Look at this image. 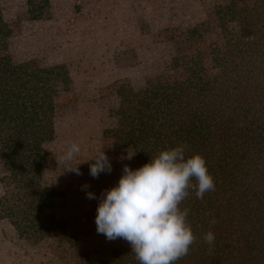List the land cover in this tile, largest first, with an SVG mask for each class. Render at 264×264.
<instances>
[{
  "label": "trees",
  "instance_id": "trees-1",
  "mask_svg": "<svg viewBox=\"0 0 264 264\" xmlns=\"http://www.w3.org/2000/svg\"><path fill=\"white\" fill-rule=\"evenodd\" d=\"M215 13L222 34L235 24L250 44L245 58L228 40L218 44L204 41L198 29L184 32L190 65L175 59L140 89L114 83L117 126L106 134L132 153L137 168L179 144L187 146L186 155L205 158L216 189L202 200L191 193L182 203L191 209L187 219L197 240L176 264H264V0L217 4ZM66 79L64 65L22 69L0 62V170L9 177L0 214L31 244L65 231L49 216L62 193L45 185L43 147L55 137V82ZM209 230L211 253L202 239ZM111 264L139 262L128 247Z\"/></svg>",
  "mask_w": 264,
  "mask_h": 264
},
{
  "label": "rangeland",
  "instance_id": "rangeland-1",
  "mask_svg": "<svg viewBox=\"0 0 264 264\" xmlns=\"http://www.w3.org/2000/svg\"><path fill=\"white\" fill-rule=\"evenodd\" d=\"M230 1L237 0H0V62L22 69L64 65L69 75L55 82V137L43 147L45 185L62 193L49 216L64 223V234L31 244L0 214V264H111L130 247L108 241L95 224L102 191L118 183L125 164L137 168L132 153L106 134L117 126L112 86L123 80L140 89L175 59L189 66L191 41L183 33L192 29L207 42L228 40L245 58L250 44L236 25L228 35L218 25L216 6ZM70 141L81 147L72 161L81 163L79 176L57 163ZM97 148H104L112 171L93 178L92 161L82 162ZM8 180L0 170V196ZM89 191L97 199H87Z\"/></svg>",
  "mask_w": 264,
  "mask_h": 264
},
{
  "label": "clouds",
  "instance_id": "clouds-1",
  "mask_svg": "<svg viewBox=\"0 0 264 264\" xmlns=\"http://www.w3.org/2000/svg\"><path fill=\"white\" fill-rule=\"evenodd\" d=\"M186 150V145L179 144L159 151L139 168L132 169L125 164L118 183L100 195L95 216L97 233L108 241H126L139 264H176L188 255L197 240L187 219L191 209L181 205L191 193L202 200L206 193L215 191L216 185L205 158L198 153L186 155ZM80 152L77 142H68L66 150L56 158L63 172L82 175L81 163L72 165ZM89 161H92L89 174L93 178L112 171L104 148H97L82 163ZM86 198L97 199L90 191ZM217 222L214 216L209 220L212 225ZM202 239L211 253L214 233L209 230Z\"/></svg>",
  "mask_w": 264,
  "mask_h": 264
}]
</instances>
